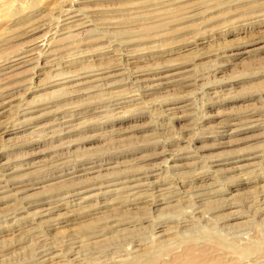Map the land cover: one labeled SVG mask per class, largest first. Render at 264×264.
Returning <instances> with one entry per match:
<instances>
[{
  "label": "rangeland",
  "instance_id": "374dc122",
  "mask_svg": "<svg viewBox=\"0 0 264 264\" xmlns=\"http://www.w3.org/2000/svg\"><path fill=\"white\" fill-rule=\"evenodd\" d=\"M0 35L44 43L0 77V264H264V0H0Z\"/></svg>",
  "mask_w": 264,
  "mask_h": 264
},
{
  "label": "bare ground",
  "instance_id": "6f19581e",
  "mask_svg": "<svg viewBox=\"0 0 264 264\" xmlns=\"http://www.w3.org/2000/svg\"><path fill=\"white\" fill-rule=\"evenodd\" d=\"M168 1V0H167ZM184 1V0H183ZM159 3H161V2H159ZM188 3V2H187ZM186 4V3H185ZM170 5V4H169ZM171 6V5H170ZM172 6H174V5H172ZM171 6V7H172ZM182 6H183V4H182ZM193 6V5H192ZM175 7V6H174ZM176 7H177V5H176ZM176 7H175V9H176ZM178 7H179V5H178ZM177 7V8H178ZM189 7V6H188ZM168 8H169V6H168ZM190 8V7H189ZM66 9V8H65ZM191 9V8H190ZM72 10V9H71ZM186 10V9H185ZM174 12V11H173ZM172 12V13H173ZM181 12V11H180ZM171 13V14H172ZM177 13V12H176ZM83 14H85L84 12H83ZM168 15V14H167ZM101 16V15H100ZM88 17V16H87ZM86 18V17H85ZM104 18V17H103ZM62 19V18H61ZM99 19V18H98ZM78 21H83V17H82V15L80 14V10L79 11H67V12H65V14L63 15V24H65V25H68L69 26V24L71 25L72 24V26L73 27H79V26H83L84 24H85V22H83V23H80V22H78ZM88 21H89V18H88ZM78 22V23H77ZM137 22V21H136ZM74 24V25H73ZM64 26V25H63ZM67 26V27H68ZM68 30V29H67ZM52 34V33H51ZM1 36V35H0ZM200 36H202V35H200ZM100 37H102V36H100ZM51 38V37H50ZM191 39V38H190ZM49 40V39H48ZM196 41V40H195ZM4 42V41H3ZM198 42V41H197ZM55 45V44H54ZM44 46V43H39V44H37V46H34L33 45V47H29V48H23V49H21V50H18V51H15L14 53H12L11 55H9L8 57L6 56V58L3 60V61H0V77L2 78V81L4 82V81H8L9 79H10V77H12L13 76V74H16V72L18 71V70H20V69H22L25 65H30V64H36V65H38V61L40 60V57H41V53H40V51L38 52L37 51V49H39V48H41V47H43ZM131 46V45H130ZM47 47V46H46ZM186 48V47H185ZM47 50V49H46ZM57 50V49H56ZM13 51V50H12ZM50 51V50H49ZM51 52V51H50ZM90 52H92V50L90 51ZM94 52V51H93ZM224 52V51H223ZM2 57V56H1ZM226 57V56H225ZM51 58V57H50ZM51 60V59H50ZM56 67V66H55ZM77 73V72H76ZM94 73V72H93ZM146 72H144V70H141V69H136L135 71H134V73H133V75H134V77H135V79H138V80H136L138 83H140V86H141V88L144 90V91H146V92H154L155 90H157L158 88H166V87H175V86H179V85H181L183 82H184V79H183V77L182 76H179V75H156L157 77H156V79H152V78H148V77H146V74H145ZM86 74V73H85ZM182 74V73H181ZM90 75H92L91 73H90ZM94 75H95V73H94ZM130 75V74H129ZM71 76V75H70ZM99 76V75H98ZM184 76V75H183ZM153 77V76H152ZM86 78H88V77H86ZM80 80V82L79 83H77V81H79ZM82 80H85V78L84 77H80V74L79 73H77V74H75V75H73V77L72 78H70V80H69V82H73V84H74V87H80V86H82V85H84V84H91V83H98V82H100V80H101V78H98V79H95V80H88L89 82H86V83H83L82 82ZM186 81V80H185ZM1 82V81H0ZM74 82H76V83H74ZM85 82V81H84ZM136 82V83H137ZM70 84V83H69ZM76 84V85H75ZM139 85V84H138ZM184 86V85H183ZM62 87V86H61ZM67 87V86H66ZM180 87V86H179ZM72 88V87H71ZM182 88V87H181ZM2 89V88H1ZM73 89V88H72ZM167 89V88H166ZM18 90V89H17ZM32 91V90H31ZM63 91V90H62ZM89 91V90H88ZM13 92V91H12ZM65 92V91H64ZM77 93V92H76ZM84 93V92H83ZM6 94V93H5ZM4 94V95H5ZM3 95V96H4ZM7 95V94H6ZM64 95V94H63ZM71 95V94H70ZM74 95V94H73ZM4 102L6 101V100H3ZM131 103V102H130ZM187 105H184L183 104V106L181 105L180 106V104H175L174 106H171L172 108H170V109H168V110H170V111H176L177 112V110H179V109H181V108H187L186 107ZM190 106V105H189ZM78 108V107H77ZM67 117V116H66ZM76 117V116H75ZM23 118V117H22ZM62 119V118H61ZM68 119V118H67ZM71 119V118H70ZM91 119V118H90ZM28 121V120H27ZM62 124H70V122H68V121H64V123H62ZM82 126V125H81ZM76 127H80L79 125H73V126H65L64 127V132L65 131H73V129H75ZM41 130V129H40ZM63 131V130H62ZM30 132V131H29ZM32 133V132H31ZM45 133V132H44ZM69 133V132H68ZM4 134H6V132L4 133ZM34 135V134H33ZM21 136V135H20ZM17 139V138H16ZM9 141V140H8ZM11 142V141H10ZM9 144H11V143H9ZM17 145V144H16ZM14 147V146H13ZM5 149H6V147H5ZM12 153V152H11ZM5 166V169H4V171L5 172H7L6 173V175L5 176H8L9 177V175L11 174V171H10V168H8V166L5 164L4 165ZM23 168V167H22ZM51 168V167H50ZM95 168V166H90V167H86V168H84V169H82V170H77V171H75V172H71V173H63V174H61V175H59L58 176V178H65L66 177V180L65 181H68V180H73L74 178H81V177H85V176H89L90 174H92V173H95V172H98L96 169H94ZM78 169V168H77ZM94 169V170H93ZM39 170V169H38ZM9 171H10V173H9ZM15 176V175H14ZM100 177V176H99ZM11 178V177H10ZM89 178V177H88ZM18 179V178H17ZM57 179V178H56ZM61 179V180H62ZM94 178L92 177V178H89V179H87V178H84V179H82V180H80V181H78L76 184L77 185H81V188H84L85 187V184L86 183H88L89 181H91V180H93ZM59 180V179H58ZM16 180H14V179H11V180H9V181H7V182H9V184L10 185H12V183H14ZM36 181V180H35ZM146 181V180H145ZM61 182V181H60ZM63 182V181H62ZM69 182V181H68ZM64 183V182H63ZM140 183H141V181H140ZM137 184V185H135L134 187H132V188H125L124 186H122V187H124V189H122L123 191H125V190H131V189H142V188H145V189H147V190H153V191H156L157 189V186H155L154 185V183L152 184L153 186H151L150 184H146V183H141V184ZM37 184H39V182H36V183H31V184H29V185H23L22 187V189L20 188L19 189V187L17 188L18 190H16V194L15 195H17V194H22L23 192H25V189H31L32 190V188H28V187H30V186H35V185H37ZM113 185H117V184H113ZM9 187V186H8ZM25 187V188H24ZM121 189V188H120ZM15 190V189H14ZM121 190V191H122ZM82 191V190H81ZM113 191V190H112ZM132 191V190H131ZM130 191V192H131ZM116 193V192H115ZM67 194V193H66ZM79 194H81V193H77L76 195H79ZM146 194V193H145ZM155 194V193H154ZM136 195V194H135ZM138 195V194H137ZM63 196V195H62ZM196 196V195H195ZM198 197H201V195H197L196 196V198H198ZM141 198V197H140ZM161 200V199H160ZM49 201V200H48ZM118 201V200H117ZM163 201V200H162ZM47 202V201H46ZM58 202V204H55L54 206H52V207H48L47 209H44L43 210V212L42 213H40L41 215H40V218H47V217H49V216H51L54 212H56V211H58L59 209H61V208H66V206H67V203L65 202H63L62 200H58L57 201ZM159 202V201H158ZM157 203V202H156ZM155 203V204H156ZM195 206H197V205H195ZM24 207V206H23ZM155 208V207H154ZM37 215H38V213H37ZM3 218V217H2ZM50 218V217H49ZM60 218V217H59ZM44 221V220H43ZM41 222V221H40ZM48 222V221H47ZM50 222V221H49ZM45 225H46V223H45ZM98 236V235H97ZM95 237V236H94ZM125 239V238H124ZM143 242V241H142ZM138 243H140V242H138ZM132 244H133V247H135L134 249H136L137 247H139V246H142L141 244H138L137 245V242H135V241H132ZM145 244H147V243H145ZM149 244V243H148ZM37 245V244H36ZM130 245H131V243H130ZM144 245V244H143ZM132 246V245H131ZM39 248V247H38ZM67 250V249H66ZM114 250V249H113ZM138 250V249H137ZM137 250H135V251H133L132 253H135ZM141 250V249H140ZM79 251V250H78ZM75 252V251H74ZM141 252V251H140ZM80 253V252H79ZM72 254V253H71ZM116 254H118L117 252H116ZM101 255V254H100ZM83 256V255H82ZM118 257H120V255L118 256ZM116 258V257H115ZM121 258V257H120ZM50 260V259H49ZM48 260V261H49ZM45 261H47V260H45ZM67 261V260H66ZM76 261H80L79 259H75L74 260V262H76ZM121 262V261H120ZM42 263H44L43 261H42ZM119 264V263H118Z\"/></svg>",
  "mask_w": 264,
  "mask_h": 264
}]
</instances>
